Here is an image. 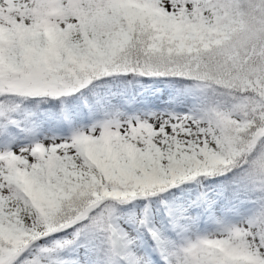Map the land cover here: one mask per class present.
Masks as SVG:
<instances>
[{
	"label": "snow or ice",
	"instance_id": "snow-or-ice-1",
	"mask_svg": "<svg viewBox=\"0 0 264 264\" xmlns=\"http://www.w3.org/2000/svg\"><path fill=\"white\" fill-rule=\"evenodd\" d=\"M0 264H264V0H0Z\"/></svg>",
	"mask_w": 264,
	"mask_h": 264
}]
</instances>
